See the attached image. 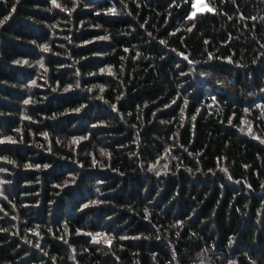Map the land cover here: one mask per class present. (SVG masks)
Instances as JSON below:
<instances>
[{
    "label": "trees",
    "instance_id": "1",
    "mask_svg": "<svg viewBox=\"0 0 264 264\" xmlns=\"http://www.w3.org/2000/svg\"><path fill=\"white\" fill-rule=\"evenodd\" d=\"M194 2L0 0V264H264V0Z\"/></svg>",
    "mask_w": 264,
    "mask_h": 264
},
{
    "label": "rangeland",
    "instance_id": "2",
    "mask_svg": "<svg viewBox=\"0 0 264 264\" xmlns=\"http://www.w3.org/2000/svg\"><path fill=\"white\" fill-rule=\"evenodd\" d=\"M194 5H195V7H194L193 15L198 14V13H204V12L210 10V9L206 6L204 0H195ZM102 237H103V235L100 234V235H98V236L95 238V240H96V241H99ZM106 242H107V244H109V243H110V240H107Z\"/></svg>",
    "mask_w": 264,
    "mask_h": 264
},
{
    "label": "snow or ice",
    "instance_id": "3",
    "mask_svg": "<svg viewBox=\"0 0 264 264\" xmlns=\"http://www.w3.org/2000/svg\"><path fill=\"white\" fill-rule=\"evenodd\" d=\"M193 7H195V5H193Z\"/></svg>",
    "mask_w": 264,
    "mask_h": 264
}]
</instances>
